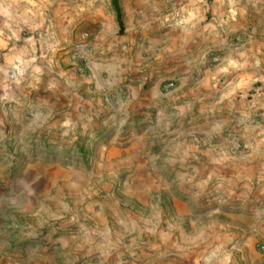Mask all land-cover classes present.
<instances>
[{"label": "crops", "instance_id": "1", "mask_svg": "<svg viewBox=\"0 0 264 264\" xmlns=\"http://www.w3.org/2000/svg\"><path fill=\"white\" fill-rule=\"evenodd\" d=\"M130 1L124 0L125 5L120 3L122 14L128 16V19L124 17V34L119 33V25L91 23L102 18L115 23L113 18H116V13L108 10L109 14L106 15V8L97 4L98 0H44L41 5L37 3L41 8L37 14L42 16L34 24L47 26L52 48L43 52L42 55H45L39 63H31V69L26 71L19 68L21 64L14 62L17 53L24 51L18 50L17 39H8L6 42L5 38L0 37V55L2 46L8 43L10 64L15 63L11 70L17 69L16 82L8 89L4 87L0 73V204L11 209L22 206L27 209L30 204L24 205L26 200L38 199L55 184L59 187V181L63 184L64 180L68 184H78L82 171L68 170L58 162L32 160V154L36 152L40 159L46 156L44 151L47 148H42V142L58 143L65 140L63 136L68 132L74 133L77 139L79 136L91 137L99 130L106 129L113 130L106 138L108 142L101 146L96 159L100 160L102 171L114 173L113 169L116 168L117 173L132 174L124 182L127 204H131V207L148 208L150 197L156 191L160 202L168 200V213L172 217L185 219L194 216L197 198L206 193L215 195L223 191L225 195L237 200L248 196L255 187L256 195L264 197L262 151L254 148L240 156L226 150L219 141L209 148H202L204 140L214 138L222 130V124L207 125L210 122L209 113L214 109H208V104L202 99L220 90L223 76L229 75L237 65L240 68V63L222 57L213 68L202 70L206 62L202 57L195 59L182 53V56L178 54L170 58L169 63L163 62L167 71H174L172 74L149 71V64L144 65L146 58L143 56V48L148 42L152 56L156 58V21L154 17L152 23L144 21L148 9L155 12L156 0H132L133 6ZM21 2L19 6L22 12H28L25 0ZM108 3L112 8V0H108ZM12 4L9 5L10 14L2 18L0 16V23L34 25L28 21H18L11 12ZM178 14H172V19L176 18L177 22L166 32L168 50H173V45H180L179 40L193 38L206 43L213 33L218 34L217 25L200 22L194 23L199 25L200 32L192 37L187 32L189 25H178L190 20L189 17L178 22ZM135 15L140 19L135 21ZM82 22L87 25L81 28L91 33L100 26L93 42L99 43L105 38L106 45L112 47L111 60L104 64V68L91 65L90 69L81 71L79 67L68 68L65 63V51L60 48L73 40V30ZM51 29H55L56 35H51ZM68 29L72 30L71 41H68L70 37L67 39L65 34ZM117 60H120L119 64ZM252 60V67L237 70L238 73L242 72L244 79L253 77L256 62ZM167 79H173L174 85L168 87ZM115 87H127L125 95L115 93ZM150 110L156 111L155 116ZM26 114L31 116H24ZM154 120L158 126H163V130L167 127L169 135L164 134L162 139L178 144L170 151L158 148L156 156L152 148H148L149 129L135 128L154 123ZM38 148L43 152H38ZM12 164L16 165L15 172L10 169ZM153 173H156V178ZM167 173L176 174V180L171 182L164 176ZM257 178L258 185L254 186ZM167 195L164 200L163 197ZM101 203L99 210L88 206V211L98 218L110 208L106 200ZM222 207L221 203L215 212L224 214ZM228 216L244 223H253L261 213L239 211L230 212ZM121 227L128 231L130 226L125 221ZM109 230L112 234V228ZM40 248L31 247V250L38 254L42 250ZM179 249L177 245L172 251H160L158 262L161 264L166 256L170 259L169 264H174L172 260L184 262L188 259L187 253ZM149 254L150 259L156 262L154 253L150 251ZM48 259L50 262L49 256ZM0 264L24 263L18 258H10L4 261L1 259Z\"/></svg>", "mask_w": 264, "mask_h": 264}, {"label": "rangeland", "instance_id": "2", "mask_svg": "<svg viewBox=\"0 0 264 264\" xmlns=\"http://www.w3.org/2000/svg\"><path fill=\"white\" fill-rule=\"evenodd\" d=\"M42 1L44 0H25L29 9L25 13L19 6L22 4L21 0H0V16H8L9 5L13 3L11 12L18 21L37 23L42 16L37 14L41 10L39 5ZM118 1L119 5L122 2L125 5L124 0ZM130 3L132 5V0ZM97 4L106 8V15L109 11L116 13L113 0L112 8L109 7L108 0H98ZM154 6V13L152 9L145 12L144 23H152V17L156 21V58L152 56L148 42L144 48L143 45L140 47L144 49V65L149 64V71L172 74L174 71H167L163 62L169 63L170 58L182 53L190 58L202 57L206 61L202 70L213 68L222 57L240 63V68L237 65L229 75L223 76L220 90L207 94L202 99L208 104V109H214L209 113L210 122L207 125L222 124V130L214 138L211 137V140H204L202 148H209L219 141L226 150L234 151L240 156L254 148L264 153V0H156ZM175 12H179L176 15L178 22L189 17L190 20L178 25H189L187 32L192 37L200 32L199 25L194 23L200 22L217 25L218 34L213 33L206 43L193 38L179 40L180 45H173V50H168L165 37L170 26L176 25V18L172 19ZM115 15V23L105 18L91 23L120 27L117 13ZM125 16L123 13V23ZM134 18L135 21L140 19L136 15ZM84 24L87 25L82 22L73 30L72 41V30L65 31L67 39L70 37L68 41H71L60 48L65 51V63L68 68L79 67L71 59L70 50L81 40L83 34H87L91 45L88 69L91 65L104 68V64L111 60L112 47L106 45L105 38L102 42H93L100 26L91 33L81 28ZM49 32L56 35L55 29ZM119 33L124 34V29ZM0 37L5 38L6 42L16 38L18 50L24 49L14 59L16 64H21L19 68L22 71L31 69V63H39L40 58L45 55L42 53L52 48L46 25L0 23ZM9 52L7 43L2 46L0 55V73L7 89L16 82L17 74V69L11 70L15 63L10 64ZM252 59L256 62L253 77L244 79L242 72L238 73L237 70L252 67ZM117 61L119 64L120 60ZM11 74L15 75L14 79L10 78ZM166 82H173V79H167ZM126 88L115 87L114 91L125 95ZM149 112L152 115L154 113L153 116L156 114V111ZM135 128L149 129L148 148H152L155 156L158 148L170 151L178 146L176 142H165L162 139L164 134L169 135L167 127L163 130V126H158L155 120L154 123L149 122ZM125 129L124 127V131ZM112 130H99L91 137L79 136L77 139L74 133L68 132L63 136L65 140L58 143L42 142V148H47L44 151L46 156L40 159L34 152L30 159L58 162L68 170L82 171L83 174L79 176L76 185L68 184L67 180H64V184L59 181V187L55 184L38 199L26 200L24 205L30 204L27 209L23 206L11 209L0 204V219L3 220L0 224V261L18 258L24 264H44L46 259V264H160V251L169 252L178 245L179 251L184 250L188 259L184 262L172 260L174 264H264V197L256 195L255 187L248 196L237 200L225 195L223 191H215V195L203 194L197 198L194 216L185 219L172 217L168 213L169 202L165 200L168 195L163 197L165 201L160 202L156 191L150 197L148 208L131 207V204H127L124 182L132 174L117 173L116 168L113 169L114 173L102 171L100 160L96 159L101 146L108 142L106 138L111 135ZM39 149L38 152H43ZM15 167L12 164L10 169L15 172ZM153 176L156 178V173ZM164 176L171 182L176 180L174 173ZM258 180L257 178L254 186L258 185ZM103 200L109 203L110 208L98 218L88 211V206L99 210ZM221 203L224 214L215 212ZM239 211L260 212L261 216L253 223H244L228 216L230 212ZM125 221L130 226L128 231L121 227ZM109 228H112V234ZM36 246L42 247L38 254L31 250V247ZM150 251L154 253L156 262L150 259ZM163 261L168 263L170 259L166 256L161 264H164Z\"/></svg>", "mask_w": 264, "mask_h": 264}, {"label": "built area", "instance_id": "3", "mask_svg": "<svg viewBox=\"0 0 264 264\" xmlns=\"http://www.w3.org/2000/svg\"><path fill=\"white\" fill-rule=\"evenodd\" d=\"M91 52V45L88 41V35L83 34L81 40L76 42L71 50V59H73L76 63H78L81 71H86L88 69V56ZM11 79L15 78L14 74L10 75ZM173 82L167 84L168 87L173 86Z\"/></svg>", "mask_w": 264, "mask_h": 264}, {"label": "trees", "instance_id": "4", "mask_svg": "<svg viewBox=\"0 0 264 264\" xmlns=\"http://www.w3.org/2000/svg\"><path fill=\"white\" fill-rule=\"evenodd\" d=\"M113 4H114V8L116 10L117 13V18H118V22L120 24V31H123V19H122V10L121 7L119 5V1L118 0H113Z\"/></svg>", "mask_w": 264, "mask_h": 264}]
</instances>
